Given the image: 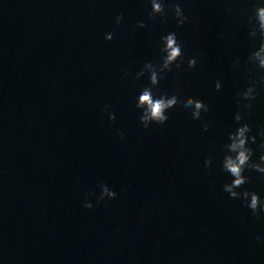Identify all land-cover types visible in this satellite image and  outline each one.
Masks as SVG:
<instances>
[{"label": "water", "instance_id": "water-1", "mask_svg": "<svg viewBox=\"0 0 264 264\" xmlns=\"http://www.w3.org/2000/svg\"><path fill=\"white\" fill-rule=\"evenodd\" d=\"M176 2L150 18L147 0H0L2 264H264V214L223 191L231 177L219 165L235 112L253 134L264 129V70L247 62L258 0H179V27ZM169 31L179 67L153 93L181 101L144 127L136 97L150 85L135 74L159 66ZM251 81L257 96L245 109L238 93ZM188 95L208 105L200 120ZM244 174L241 187L264 198V176ZM102 184L114 199H99Z\"/></svg>", "mask_w": 264, "mask_h": 264}, {"label": "clouds", "instance_id": "clouds-1", "mask_svg": "<svg viewBox=\"0 0 264 264\" xmlns=\"http://www.w3.org/2000/svg\"><path fill=\"white\" fill-rule=\"evenodd\" d=\"M147 3L151 9L150 18L156 15L163 18L166 15V0H147ZM252 7L253 11L247 16L248 35L253 39L259 36V43L249 53L247 62L258 69L264 70V0H258ZM171 10L177 27L182 26L187 17L179 0L171 5ZM115 21L119 24L121 16L117 15ZM137 26L140 28L145 27L143 22H139ZM104 38L111 40L113 35L109 32L105 34ZM160 40L163 45L160 51L163 55L160 58L159 66L153 65L151 62H145L135 74L137 78L147 74L150 85L144 87L136 97V108L140 110L139 122L144 127H148L152 123H165L168 120L167 110L181 101V97L176 91L171 93L161 92L158 95L153 93V88L163 78V74L173 64L179 67L177 58L182 52V46L175 31H169L167 34L162 35ZM187 63L190 66L195 65L197 56L195 54L189 56ZM124 75L126 76L127 73ZM214 87L216 90L222 87L219 79L215 80ZM256 96L257 84L255 81H251L238 93L237 104L239 105L241 101H244L243 107L245 109L251 108L250 101L254 100ZM182 103L190 109L192 120H200L202 111H208V105L203 100L191 95L183 97ZM109 118L113 119L114 116L110 115ZM233 120L235 127L227 131L226 140L221 147L222 158L219 161L221 170L231 177L230 182L223 184V191L229 197L239 199L253 214L260 216L264 214V198L258 192L241 186L248 183V176L244 174L246 169L254 170L264 176V129L253 134V129L249 123L242 122L240 111L234 113ZM201 127L203 131H207L209 125L202 122ZM258 136L260 140L257 143ZM254 144L259 149L256 159H253L254 149L252 145ZM211 162L210 159L205 158L204 166L207 168ZM115 197L116 193L111 191L107 185H100L99 199L112 200ZM83 206L91 209L93 204L85 202ZM256 239L260 240L262 237L257 236ZM0 264H2V261H0Z\"/></svg>", "mask_w": 264, "mask_h": 264}]
</instances>
